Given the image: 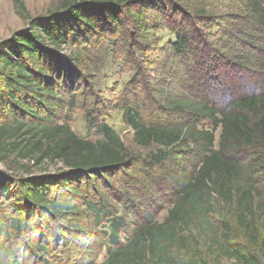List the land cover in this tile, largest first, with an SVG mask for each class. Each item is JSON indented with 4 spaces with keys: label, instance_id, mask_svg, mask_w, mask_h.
Masks as SVG:
<instances>
[{
    "label": "trees",
    "instance_id": "1",
    "mask_svg": "<svg viewBox=\"0 0 264 264\" xmlns=\"http://www.w3.org/2000/svg\"><path fill=\"white\" fill-rule=\"evenodd\" d=\"M169 2L62 0L58 11L2 42L0 161L17 155L31 175L16 181L0 171V264H263L264 92L219 107L214 88L196 78L203 69L187 62L186 29L171 28L170 55L152 88L133 81L114 104L134 143L155 152L132 155L105 122L92 124L96 140L66 122L81 95L75 48L100 31L126 28L131 48L148 51L144 38L167 7L188 13ZM247 8L264 32L263 1ZM167 67L176 72L166 74ZM54 161L62 166L55 173L32 174ZM117 203L132 210L122 213ZM164 208L165 218L155 220Z\"/></svg>",
    "mask_w": 264,
    "mask_h": 264
},
{
    "label": "rangeland",
    "instance_id": "2",
    "mask_svg": "<svg viewBox=\"0 0 264 264\" xmlns=\"http://www.w3.org/2000/svg\"><path fill=\"white\" fill-rule=\"evenodd\" d=\"M61 1L0 0V49L3 41L17 31L28 29L34 19L58 11ZM169 1L167 0L188 13H173L167 7V17L144 38L146 43L143 49L148 51L136 53L131 48L133 41L127 35L126 28L117 31L113 29L110 32L100 31L88 42L75 48L81 57L79 71L83 78L78 84L81 95L78 97L77 106L65 114L66 122L79 137L96 140L98 135L92 124L94 121L105 122L115 130L126 150L132 155L141 157L156 151L154 146L141 148L134 143L133 130L123 122L122 113L114 104L133 81L150 82L149 88H152L160 79L159 71L170 55L166 46L174 38L171 30L173 27L186 29L191 38V51L187 62L191 65L198 64L203 69L200 70V77L196 78H205L206 82L203 83H207V91L212 92L214 88L213 92L216 93L212 98L219 107L228 106V102L241 94L264 92V32L255 29L245 15L249 0ZM261 1L264 3V0ZM121 18L124 26L130 24L131 17L128 14L122 13ZM60 49L62 55H69V48L62 46ZM133 64L137 66L136 71ZM172 72L176 71L169 67L165 69L166 74ZM196 90L195 86L190 89L193 93ZM62 114L64 116V112ZM219 134L218 127L214 132L215 146L218 145ZM22 161L24 162L17 155L12 156L7 163L0 161V171L12 175L16 181L30 177L31 173H23L24 165L19 163ZM60 167L62 166L59 161L46 162L39 167H33L31 172L33 175L55 173ZM136 173H130L132 180L138 179L135 177ZM146 184L149 186L150 181ZM156 197L159 198L154 195ZM158 198L155 203L160 202ZM117 206L122 213L132 210L127 204L122 206L117 203ZM140 207L145 211L148 204ZM166 215L164 208L154 215V219L162 221ZM104 257L103 253L98 260H103ZM259 258L264 264L262 256ZM221 264L234 262L223 259Z\"/></svg>",
    "mask_w": 264,
    "mask_h": 264
}]
</instances>
